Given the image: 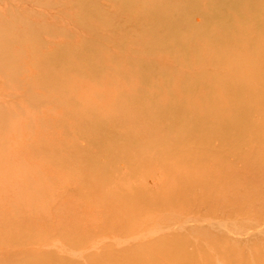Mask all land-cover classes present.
Returning a JSON list of instances; mask_svg holds the SVG:
<instances>
[{
	"label": "rangeland",
	"instance_id": "374dc122",
	"mask_svg": "<svg viewBox=\"0 0 264 264\" xmlns=\"http://www.w3.org/2000/svg\"><path fill=\"white\" fill-rule=\"evenodd\" d=\"M227 171L264 185V0H0V264H198L212 222L264 264Z\"/></svg>",
	"mask_w": 264,
	"mask_h": 264
},
{
	"label": "bare ground",
	"instance_id": "6f19581e",
	"mask_svg": "<svg viewBox=\"0 0 264 264\" xmlns=\"http://www.w3.org/2000/svg\"><path fill=\"white\" fill-rule=\"evenodd\" d=\"M242 163L246 167V169H254L256 166H259V160L258 159H248L246 157H242ZM260 169V168H258ZM264 174V173H262ZM222 176V177H220ZM232 174H229V171L226 173H206L205 180L204 181H196L194 184H197L201 187L211 186L213 191L215 192V195H212L208 197L205 201V204L207 205V210L212 214H218L221 215V217L230 216L233 214H240V212H246L251 215L252 218L257 217L258 215H261L264 213V185H259L257 187H253L252 189L250 187V183L248 181V178L240 179L238 178L233 179ZM213 192V193H214ZM172 198V197H171ZM174 199V198H172ZM174 202V200L171 201V205ZM150 219H158L159 216L154 217L153 214L150 215ZM170 224L175 223L174 221L167 222ZM226 223V222H225ZM229 223V222H228ZM222 224V222L219 223H209L205 226V230H200L193 228L190 231V233L197 235L198 238L201 241V244H196L194 246V251H201L206 258L200 257L198 258V264H204L205 261L203 259H207L208 261L213 260V255L208 249H205L204 247H201V245L209 246L213 251L220 250L222 256H225L226 259H228L229 254H232V258L235 259L236 257L240 256V252L236 251H229L225 247V243L228 242L227 235H238L241 231L240 228L235 227L234 224ZM215 224L217 227H219V231H213L211 230L212 227H215ZM186 223H180L178 227L184 226ZM175 228V227H174ZM165 229V228H163ZM160 228L156 227L151 232L153 235H159L161 232L159 231ZM166 230H169V228H166ZM256 230V229H254ZM253 230V231H254ZM174 231V230H173ZM263 231V230H262ZM256 233V232H254ZM264 235V231L261 232ZM173 234V233H171ZM188 239L185 240L188 242ZM131 240V239H130ZM190 240V239H189ZM162 241V240H160ZM184 241V243H185ZM187 244V243H185ZM235 248L236 243H232ZM232 250V249H231ZM260 251L264 254V248L257 249V251ZM210 252L212 258L208 253ZM207 254V255H206ZM126 255V254H124ZM122 255V256H124ZM122 256H117L115 259L111 257H107L108 261H119L123 260ZM200 256V255H199ZM250 256V255H249ZM255 258V254L250 256L248 258L247 263H250L251 258ZM89 264H95L98 261V258L90 257L89 258ZM170 258H166L165 261H169ZM171 261V259H170ZM203 263H202V262ZM113 263V262H112ZM243 261L240 259V264H242Z\"/></svg>",
	"mask_w": 264,
	"mask_h": 264
}]
</instances>
